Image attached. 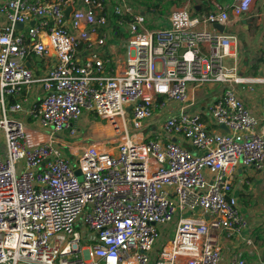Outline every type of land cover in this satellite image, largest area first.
Here are the masks:
<instances>
[{"label": "built area", "instance_id": "built-area-1", "mask_svg": "<svg viewBox=\"0 0 264 264\" xmlns=\"http://www.w3.org/2000/svg\"><path fill=\"white\" fill-rule=\"evenodd\" d=\"M254 1L196 14L175 3L159 27L138 0L0 1V264H220L223 237L240 243L229 264H249L256 246L234 181L240 164L264 169V99L261 117L239 93L264 75L241 72L227 27ZM120 37L113 66L96 47ZM50 51L36 78L27 59ZM35 81L45 94L28 113L44 141L14 101ZM210 85L221 90L202 104ZM84 116L113 133L75 149Z\"/></svg>", "mask_w": 264, "mask_h": 264}, {"label": "crops", "instance_id": "crops-1", "mask_svg": "<svg viewBox=\"0 0 264 264\" xmlns=\"http://www.w3.org/2000/svg\"><path fill=\"white\" fill-rule=\"evenodd\" d=\"M2 1V0H0ZM208 2V0H206ZM213 7V2H224L227 0H210ZM256 1V0H255ZM252 4L251 10L246 13L243 17H241L238 20L233 19L232 23L227 27V31L231 34H234L237 36L238 40L235 43L236 50L238 52V46H239V35L238 32H235L239 27L245 28L246 31L250 30L251 25H255L257 27L262 28L260 30L259 28V35L262 33L264 35V0H262L259 7L255 6V2ZM138 7L144 12L147 10V8H150L146 4H142L140 1L138 3ZM203 9V12L210 11L207 5H201L200 7ZM146 9V10H145ZM200 10V9H199ZM157 12V9L154 10ZM153 13V15H154ZM150 16V15H149ZM155 16V15H154ZM152 16L153 23L151 24L152 27L157 24V19ZM250 17H254L252 22L243 23L242 19H251ZM233 18V17H232ZM156 24H155V22ZM34 21L30 22L29 25H33ZM167 24V18L166 21H163L160 26H164ZM68 28H70V24H67ZM159 27V26H158ZM42 32V30L40 31ZM124 33V31H122ZM121 33V34H122ZM45 34L43 33L44 37ZM126 45L127 41H122L121 37L114 41H106L105 44L101 46H97L96 48L101 51V54L110 60L112 65H116L119 61H121L125 57L126 53ZM86 52L85 46L82 44L80 53L81 55H84ZM55 56L52 53V51L49 52L47 55H35L31 56L27 59L26 64L27 66L33 71L34 76L36 78L42 76L47 69L54 65L55 63ZM229 63L234 62V58H228ZM240 70L242 73L246 75H264V69L263 67H258L257 70H255L253 73L248 72L249 66L243 65L240 67ZM256 88L253 92L247 89H243L240 91V96L243 97L245 100L247 106L250 108V110L257 116L263 115V110L261 106V101L264 99V86H258L259 92H256ZM221 88L218 85H210L202 87L197 91V96L200 98L202 104H206L209 100L215 98ZM45 91L43 88V85L35 81L33 84H31L30 87H27L21 96L22 99L17 98L14 101H24V111L18 114L21 118H23L26 121V125L30 130V136L33 140L44 141L47 139L46 131L41 129L36 122H33L29 116V108L33 104H36L40 101V99L44 96ZM26 99V100H24ZM81 122V121H80ZM80 122L78 123L79 130L81 131L83 128V132L86 130L87 134H81L80 132L78 134V137L76 138L77 141L75 149H78L83 145L84 142H91L97 139H103L104 136L109 135L113 133V131L110 129V131H106L103 129L99 130L98 126H102L98 121L95 122H88L86 126L80 125ZM98 124V125H97ZM213 128L221 129L220 126L216 124L210 125ZM1 131V130H0ZM3 134V132L1 131ZM99 133H103L102 135H98ZM95 134V135H93ZM61 137L64 136L65 138H69L68 135H60ZM264 169L257 170L253 166H245V165H238L235 171V181H234V190L235 194L238 196L241 209L243 213L247 216L249 221V229L248 233L251 235V237L254 239L256 250L253 254H248L247 259L249 264H264ZM239 241L237 238H222L221 239V246H222V255L223 258L220 262V264H229L230 258L236 248L239 245Z\"/></svg>", "mask_w": 264, "mask_h": 264}, {"label": "rangeland", "instance_id": "rangeland-1", "mask_svg": "<svg viewBox=\"0 0 264 264\" xmlns=\"http://www.w3.org/2000/svg\"><path fill=\"white\" fill-rule=\"evenodd\" d=\"M186 1L187 0H176L175 2L176 4H183V2L185 3ZM175 2L170 3L168 0H163V3H161V7H160L162 9V12L158 10L157 12L155 11L154 13L155 16L153 15L157 19V24L154 21L156 25L153 27H158L163 21H166V18H168V11ZM255 2H256L255 6L259 7L262 0H256ZM190 6H191V11L193 12L192 2L190 3ZM147 19L150 21L151 24L153 23V19L149 15H147ZM237 26L238 29L235 32H238V35L240 37L238 52H237V64L239 69L243 65L249 66L248 72L251 73H253L255 70H257L258 67L261 66L264 69V35H262V33L259 35L258 30L260 27L251 25L250 30L246 31L245 28L239 27V25ZM260 30H262V28H260ZM256 92H259L258 87L256 88ZM90 120L91 119L89 117L84 116L80 122L81 127L86 126V124ZM101 125L102 126H99L98 128L99 130L104 128V130L110 131L109 126L106 124L105 121ZM81 134L83 135L87 134L86 130L83 132V128H82V130L80 131V135ZM100 134L102 135L103 133H99L98 135ZM104 140L107 139L104 138ZM0 146H4V134H2L1 131H0ZM186 215H190V213H186ZM171 226H172L171 231L168 237H173L176 222L172 223ZM165 240H166L165 237L161 238L158 241L156 247L159 248L165 242Z\"/></svg>", "mask_w": 264, "mask_h": 264}, {"label": "trees", "instance_id": "trees-1", "mask_svg": "<svg viewBox=\"0 0 264 264\" xmlns=\"http://www.w3.org/2000/svg\"><path fill=\"white\" fill-rule=\"evenodd\" d=\"M140 1L142 4H146L148 5L149 7H151L152 5L157 9V11L159 10L160 12H162V9L160 8L161 7V3H163V0H138ZM170 3L171 2H175L176 0H168ZM193 4V14H196V13H200V12H203V9L200 8V10H196L194 7V5H198L199 7H201V5H207L209 10H212L213 9V5L211 3L210 0H208V2L206 0H190ZM176 3V2H175ZM174 3V4H175ZM184 4V2H183ZM125 19L126 20H130V16L129 15H125ZM152 27V25H150ZM111 40H117L116 38H110Z\"/></svg>", "mask_w": 264, "mask_h": 264}, {"label": "water", "instance_id": "water-1", "mask_svg": "<svg viewBox=\"0 0 264 264\" xmlns=\"http://www.w3.org/2000/svg\"><path fill=\"white\" fill-rule=\"evenodd\" d=\"M194 6H195L194 8L196 10H199L200 9V7L198 5H194ZM250 18H251L250 20L249 19H242V22L243 23L252 22L254 17H250ZM23 25H24L23 23H19L18 24L19 27H22ZM213 26L215 28H217L218 30H220V31H224L225 30V26L224 25H221L219 23H214ZM220 128H222V129H224L226 131L229 130L228 127L225 124H220ZM76 174L78 175L79 178H82V173H81L80 169H77L76 170Z\"/></svg>", "mask_w": 264, "mask_h": 264}, {"label": "bare ground", "instance_id": "bare-ground-1", "mask_svg": "<svg viewBox=\"0 0 264 264\" xmlns=\"http://www.w3.org/2000/svg\"><path fill=\"white\" fill-rule=\"evenodd\" d=\"M67 24H69V23H67ZM98 125V124H97ZM99 127V126H98Z\"/></svg>", "mask_w": 264, "mask_h": 264}]
</instances>
